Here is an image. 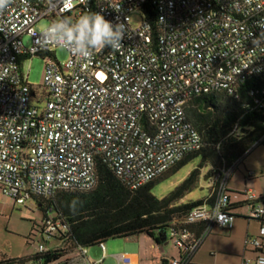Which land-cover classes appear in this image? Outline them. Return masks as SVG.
<instances>
[{
    "label": "built area",
    "instance_id": "1",
    "mask_svg": "<svg viewBox=\"0 0 264 264\" xmlns=\"http://www.w3.org/2000/svg\"><path fill=\"white\" fill-rule=\"evenodd\" d=\"M137 11L141 21L134 24ZM91 13L114 28L124 24L120 47L88 49L85 56L46 32L49 24L74 25ZM44 19L48 24L39 28ZM57 47L69 51L68 61L58 60ZM35 54L45 60L42 91L28 82L23 66ZM252 77L248 92L264 117V0H12L0 11V186L18 203L89 190L102 160L138 189L203 146L189 117L194 97H238L240 84ZM235 167L215 174L209 197L171 230L182 257L167 264H188L214 225L234 227L228 182ZM244 195L246 217L264 220V199L252 188ZM195 223L206 224L199 235L190 229ZM66 230L54 207H46L43 240ZM261 238L264 224L247 244L259 249ZM101 248L103 257L93 260L81 246L65 264H104L106 244ZM46 249L42 242L39 251ZM243 264H264V254Z\"/></svg>",
    "mask_w": 264,
    "mask_h": 264
},
{
    "label": "trees",
    "instance_id": "2",
    "mask_svg": "<svg viewBox=\"0 0 264 264\" xmlns=\"http://www.w3.org/2000/svg\"><path fill=\"white\" fill-rule=\"evenodd\" d=\"M145 14L152 20L155 10L149 8ZM254 81L255 77L244 80L238 97L227 93L194 97L188 108L189 117L202 133L203 146L187 153L177 164L144 186L132 189L109 165L99 160L98 181L93 188L59 190L49 198H37L43 211L41 234L48 206L54 207L57 218L68 225V230L59 231L53 239L56 244L52 247L47 244L53 240H43L47 243L45 251L22 259L2 258L0 264L25 263L27 260L33 261V264L66 262L81 246L97 244L101 247L110 238H129L140 234L149 235L158 245L166 242L171 230L181 227L190 211L205 202L206 198L184 201L187 192L198 182L200 168L192 170L175 190L163 198L153 193V186L198 155L203 158L201 165L210 164L208 173L215 175L223 168L235 165L258 143L264 142H260L264 135V117L255 103V96L248 92V88L255 85ZM207 102L212 107L206 108ZM246 203L245 199L231 206L236 210ZM203 224L200 232L206 228Z\"/></svg>",
    "mask_w": 264,
    "mask_h": 264
},
{
    "label": "rangeland",
    "instance_id": "3",
    "mask_svg": "<svg viewBox=\"0 0 264 264\" xmlns=\"http://www.w3.org/2000/svg\"><path fill=\"white\" fill-rule=\"evenodd\" d=\"M140 17V12H135L133 15V23L139 24L141 21ZM47 24L48 20L44 19L38 24V27L43 28ZM24 42L28 47L33 45V40L28 35L25 36ZM55 54L59 61L63 63L68 61L69 51L65 47H57ZM27 65L29 68L28 82L34 88L42 91L45 60L41 55L35 54L25 60L23 66L27 67ZM202 161V155L192 158L176 173L160 179L153 186V193L159 198L165 197L171 191L175 190L177 186L189 176L192 170L200 168L198 182L187 192L184 201L208 197L211 193L212 180L215 175H213V173H208L211 167L210 164L205 163L201 165ZM249 172L255 173L254 177L251 179L247 178ZM228 186L231 190L235 191L232 195L233 200L239 199L240 201H244L246 197L243 193H246L248 188H252L259 196L260 194L264 195V142L258 143L246 153L242 159L237 161L235 170L229 179ZM236 210L239 211L240 215L246 216L244 211L247 212V206L245 204L243 209L240 208ZM42 219L43 211L39 207L36 199H29L26 203H18L14 198L5 193L0 186V259H22L39 252V246L44 242L40 231ZM236 227L237 229L235 228L231 231L216 229L215 232L209 236V244L215 247L217 251L215 260L218 259V261L213 260L214 258L210 255V250L207 248L208 246H206L201 251L202 259L205 261V264H243V257L250 259L256 257L257 254L251 251V246L248 247L245 240L242 244L237 236L244 227L250 228L254 234L258 233L260 229L258 220L244 218L243 216L238 217L236 219ZM141 236V239L137 240H145V242L149 240L146 235ZM126 240V238H110L106 241L107 256L104 259V264H118L116 254L122 253L128 249V247L124 245ZM168 241L169 243L164 245L168 255L170 257H179V247L171 237L168 238ZM216 244L219 247H216ZM245 246L246 249H248L247 251H245ZM88 248L91 258L98 259L102 256L99 245H91ZM237 254L240 255L239 258ZM199 261L202 262L201 259H199ZM18 264H33V261L27 260L25 263L18 262Z\"/></svg>",
    "mask_w": 264,
    "mask_h": 264
},
{
    "label": "crops",
    "instance_id": "4",
    "mask_svg": "<svg viewBox=\"0 0 264 264\" xmlns=\"http://www.w3.org/2000/svg\"><path fill=\"white\" fill-rule=\"evenodd\" d=\"M254 175H255L254 172H253L252 176H250L248 174L247 178L251 179L252 177H254ZM246 181H247V179H246ZM230 190H231V188H230ZM232 195H233V192H232ZM260 196L264 199V195L263 194H260ZM232 202L233 203H237V202H240V200L239 199L238 200L237 199L233 200V197H232ZM243 207H244V205L241 207V209H243ZM236 209H240V208H236ZM235 211H236V219L238 217H242V216L244 218H247L245 215H240L238 210H235ZM244 214H246L245 211H244ZM236 219H235L234 227L232 229H228L227 230V229L220 228L217 225H214L212 227L211 231L209 232V234L205 237L203 242L200 244V246L194 252V254H193L192 258H191V261L188 264H205V261H203V259H202L201 251L206 246H208L207 248H209V250H210L209 251L210 255H212V257L214 258L213 260L214 261H218V259L215 260V258L217 256L216 255L217 251L215 250V247L213 245L210 246V244H209V236L212 233H214L216 229H220V230L223 229V230H226V231H231V230H233L235 228L237 229V227H236ZM257 220H258L259 225L261 227L264 224V220H260V219H257ZM203 225H204L203 223H195V224L190 225V227H191L190 229H191V231L194 234L198 235V234L202 233V232H200V229L203 227ZM141 235H146L147 239H149V240L146 241V242H145V240L144 241L143 240H137V239H141L140 238V237H142ZM249 236H255V237L259 236V232L254 234V233H252L250 228L248 229V228L244 227L239 232L237 237L240 239L242 244L244 243V240L246 241V244H247V240H248ZM169 237H171V236H169ZM126 239L127 240H126L124 245H126L128 247V249H126L124 252L119 253V254H125L127 256V258H129V261H125V262H121L120 263L118 261L117 257H116L118 264H125V263H130V264H148V263H151V264L152 263H154V264H164L165 262H169L170 260H172L174 258H181L182 257L181 256V250H180V256L179 257H174V256L170 257L168 255L166 249L164 247L156 244V242L147 234H140V235H136V236H133V237L126 238ZM261 241H262V247L261 248L256 249V248L251 247L252 248L251 251L255 252L257 254L256 257L259 254H264V238H261ZM55 244H56V241L54 242V240H53L51 243H49V247H52ZM216 247H219V246L217 245ZM248 247H249V245H248ZM247 250L248 249H246V246H245V251H247ZM100 252H101V255H102L100 258H102L104 253H103V250H102L101 247H100ZM229 252H232V251H229ZM237 252H240V251H237ZM88 256L91 258L89 248H88ZM106 256H107V246H106ZM237 257L239 258L240 255L237 254ZM100 258H98V259H100ZM91 259H93V258H91ZM98 259H93V260H98ZM199 259H201L202 262H200ZM244 259H245V257H243L242 263H243ZM50 264H65V261H63V262H53V263H50Z\"/></svg>",
    "mask_w": 264,
    "mask_h": 264
},
{
    "label": "clouds",
    "instance_id": "5",
    "mask_svg": "<svg viewBox=\"0 0 264 264\" xmlns=\"http://www.w3.org/2000/svg\"><path fill=\"white\" fill-rule=\"evenodd\" d=\"M12 0H0V11L7 9ZM46 32L57 39L75 44L85 56L88 49L102 50L105 47L118 48L124 37V24H113L99 13L82 15L74 25L63 21L49 24Z\"/></svg>",
    "mask_w": 264,
    "mask_h": 264
},
{
    "label": "water",
    "instance_id": "6",
    "mask_svg": "<svg viewBox=\"0 0 264 264\" xmlns=\"http://www.w3.org/2000/svg\"><path fill=\"white\" fill-rule=\"evenodd\" d=\"M205 107L206 108H210V107H212V105L209 102H207ZM168 243H169V241L167 240L166 242H164L163 244H161V246L164 247V245H167Z\"/></svg>",
    "mask_w": 264,
    "mask_h": 264
}]
</instances>
